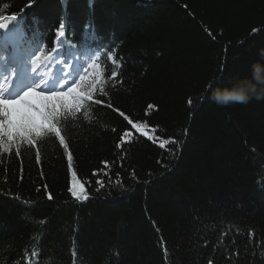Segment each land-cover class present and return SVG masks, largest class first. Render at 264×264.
Wrapping results in <instances>:
<instances>
[{
    "label": "trees",
    "instance_id": "1",
    "mask_svg": "<svg viewBox=\"0 0 264 264\" xmlns=\"http://www.w3.org/2000/svg\"><path fill=\"white\" fill-rule=\"evenodd\" d=\"M28 4L0 14L95 52L93 99L61 125L67 147L56 129L0 148V264H264V101L209 99L264 51V0Z\"/></svg>",
    "mask_w": 264,
    "mask_h": 264
},
{
    "label": "snow or ice",
    "instance_id": "2",
    "mask_svg": "<svg viewBox=\"0 0 264 264\" xmlns=\"http://www.w3.org/2000/svg\"><path fill=\"white\" fill-rule=\"evenodd\" d=\"M34 2L35 0H29L28 6L31 7ZM35 30V26L25 24L22 14H0V148L6 153L12 151L13 146L19 149L24 142L31 146L42 136H56V129L61 135L63 122L69 116H87L88 106L93 99L91 83L84 87L87 71L85 70L84 75L80 74L85 61H82L81 68L73 63L65 75L45 77L41 69L51 67L45 61L52 58L53 49H46L39 40L31 38ZM56 31L63 42L66 36L64 22H61ZM29 43L32 46L30 51ZM71 51V44H66L63 49L56 50V54L70 55ZM105 55L108 53H102L101 58ZM93 56L95 52H92L89 59ZM64 63H68L67 59ZM90 67L95 68V61ZM134 127L136 131L148 135L140 125ZM124 135L130 134L126 132ZM61 136L67 147L65 137ZM59 142L61 143L60 139ZM37 159L39 160V153ZM68 161L71 166V154L68 155ZM70 191L78 200L87 199L83 187L77 182L75 172L72 173Z\"/></svg>",
    "mask_w": 264,
    "mask_h": 264
},
{
    "label": "clouds",
    "instance_id": "3",
    "mask_svg": "<svg viewBox=\"0 0 264 264\" xmlns=\"http://www.w3.org/2000/svg\"><path fill=\"white\" fill-rule=\"evenodd\" d=\"M258 57L252 62L250 74L232 86L220 87L218 81H213L214 87L209 88V99L220 106L249 103L252 100L264 101V51Z\"/></svg>",
    "mask_w": 264,
    "mask_h": 264
}]
</instances>
